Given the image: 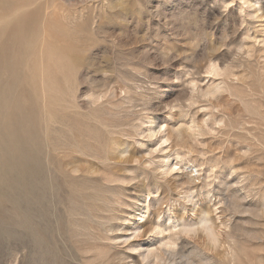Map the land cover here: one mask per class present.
<instances>
[{
    "label": "rangeland",
    "instance_id": "1",
    "mask_svg": "<svg viewBox=\"0 0 264 264\" xmlns=\"http://www.w3.org/2000/svg\"><path fill=\"white\" fill-rule=\"evenodd\" d=\"M10 1L77 62L20 65L67 180L36 241L0 194V264H264V0Z\"/></svg>",
    "mask_w": 264,
    "mask_h": 264
},
{
    "label": "bare ground",
    "instance_id": "2",
    "mask_svg": "<svg viewBox=\"0 0 264 264\" xmlns=\"http://www.w3.org/2000/svg\"><path fill=\"white\" fill-rule=\"evenodd\" d=\"M27 1L28 2L24 4V7L31 5L30 0ZM0 7L3 9H0L2 12L9 9L8 12L3 14L5 16L11 17V20H9L8 25L0 28V177H2V182L0 185V194H2V198L5 199L7 198V196L14 198V196H12L14 193L16 195L17 193L22 192L23 195H25L28 203L27 209L22 210L19 207V203L16 201L17 199L14 198V211L18 213V215L23 214L26 216L27 228L32 234V238L36 241V234H44L45 228L42 224L46 220L47 214L51 212L50 205L52 202L51 200L55 195V191H64V184L67 180L65 171L62 170L60 167H56L55 169L53 166L54 164H52L51 162L54 163V160L58 157L57 159H59L63 164L66 156L68 155L64 153L63 155H61V157L56 156L53 153L55 148L49 146L50 142L47 143L48 141L46 142L44 138V141L41 140L40 132L38 129V123L41 121L40 119L42 118L40 117V109L36 105L38 98L35 95V92L33 91V89L35 88H33L32 90H26L22 86L24 82H29L32 80V75L29 73L25 74V72H23V69L21 70L20 65L22 64V62L28 61L31 66V70L33 69L32 71L34 72L39 64L41 65V67H45V63H47L48 59H53L51 57H56L57 59L63 60V62H69L70 65L73 66L77 62V56L73 53L71 45L67 42V40L65 39V41L61 39V34L64 35L62 23L53 20L52 17L50 18V16L48 15L52 7L49 11L44 12L45 15L42 20H39V7H34L30 9L27 8L25 11L20 13L19 11L22 9L19 8L18 4L15 1L11 2L10 0H0ZM70 9V11H72V8ZM74 9L77 10L76 8ZM61 10L64 11L63 9ZM54 11L56 10L54 9ZM75 12H78V10ZM79 13L80 12H78V14ZM67 16H61L60 18L65 19L67 18ZM77 16L78 15L75 16L76 19ZM1 17L3 16L1 15ZM73 24L74 23H72V25ZM73 30L75 32V29ZM74 43H78V41ZM40 76L41 82L44 87V89H41L40 98L42 97L44 100L48 93V90H46L47 77L45 72ZM34 85L35 84L33 83V86ZM49 122L50 121H48V124ZM42 149L46 153V163L42 161L43 156H41L42 153H40ZM1 186H3L5 189L1 188ZM188 196L190 198V195ZM37 216L40 217L39 221H37L36 219ZM202 220L207 222V219ZM161 226L162 224H158L156 226V233H159V235H162L165 231V229H163L164 227L162 228ZM169 226H171L173 229L176 228V224L173 222L172 225L170 224ZM206 228L212 233L211 226H207ZM170 233L172 232L170 231ZM177 234L178 233H176L175 236H177ZM164 235L165 234H163L162 237ZM171 235H173V233L170 234V236ZM173 240L170 238L166 241L162 240V244H164L165 246H171L175 242ZM177 246L178 245H176V247ZM147 249L149 248H146V250ZM161 251L163 252V250Z\"/></svg>",
    "mask_w": 264,
    "mask_h": 264
}]
</instances>
